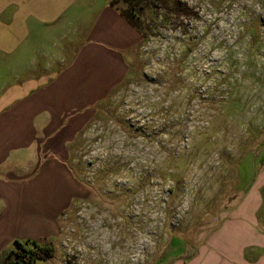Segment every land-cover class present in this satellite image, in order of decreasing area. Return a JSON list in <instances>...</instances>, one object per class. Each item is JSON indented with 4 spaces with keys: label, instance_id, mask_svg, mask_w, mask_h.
Segmentation results:
<instances>
[{
    "label": "rangeland",
    "instance_id": "obj_1",
    "mask_svg": "<svg viewBox=\"0 0 264 264\" xmlns=\"http://www.w3.org/2000/svg\"><path fill=\"white\" fill-rule=\"evenodd\" d=\"M141 6L125 79L68 145L85 196L46 264H171L205 239L235 254L264 244V0Z\"/></svg>",
    "mask_w": 264,
    "mask_h": 264
},
{
    "label": "crops",
    "instance_id": "obj_2",
    "mask_svg": "<svg viewBox=\"0 0 264 264\" xmlns=\"http://www.w3.org/2000/svg\"><path fill=\"white\" fill-rule=\"evenodd\" d=\"M138 43L108 0H0V253L15 241L57 240L61 216L85 196L67 166L68 145L123 82ZM51 49L64 57L23 60ZM259 243L235 254L205 239L171 264L264 263L251 251Z\"/></svg>",
    "mask_w": 264,
    "mask_h": 264
},
{
    "label": "trees",
    "instance_id": "obj_3",
    "mask_svg": "<svg viewBox=\"0 0 264 264\" xmlns=\"http://www.w3.org/2000/svg\"><path fill=\"white\" fill-rule=\"evenodd\" d=\"M143 1L145 0H108V4L116 9L121 17L143 36V32H140L135 24L137 20L139 21L138 15ZM153 1L158 2L159 0ZM119 6H126V9L121 10ZM52 255L53 247L51 245L15 241L12 247L4 249L0 253V264H46Z\"/></svg>",
    "mask_w": 264,
    "mask_h": 264
}]
</instances>
